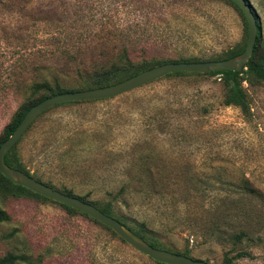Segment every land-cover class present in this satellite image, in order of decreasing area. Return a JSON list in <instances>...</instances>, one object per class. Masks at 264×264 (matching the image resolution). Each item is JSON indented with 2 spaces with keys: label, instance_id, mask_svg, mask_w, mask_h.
Segmentation results:
<instances>
[{
  "label": "rangeland",
  "instance_id": "obj_1",
  "mask_svg": "<svg viewBox=\"0 0 264 264\" xmlns=\"http://www.w3.org/2000/svg\"><path fill=\"white\" fill-rule=\"evenodd\" d=\"M247 1L264 21V0ZM241 37L240 17L224 0H0V134L32 82L71 85L76 69L123 50L133 61L206 59ZM246 92L249 121L221 105L216 77L156 80L115 98L53 106L14 152L56 189L112 200L117 216L143 222L173 251L221 264L224 252L245 250L231 264H264V84ZM241 175L260 193L234 196ZM0 210L8 216L0 264L7 255L18 257L11 264H155L55 203L4 195ZM238 231L248 239L233 245Z\"/></svg>",
  "mask_w": 264,
  "mask_h": 264
},
{
  "label": "trees",
  "instance_id": "obj_2",
  "mask_svg": "<svg viewBox=\"0 0 264 264\" xmlns=\"http://www.w3.org/2000/svg\"><path fill=\"white\" fill-rule=\"evenodd\" d=\"M224 1L228 2L237 11L242 23V37L240 41L237 42L234 46L206 59H201L197 57H188V58H178L174 60H164V59L156 60L150 58L148 60L133 61L128 56L127 52L123 50L119 55L115 56L111 60L105 61V60L97 59L91 62V64H89L85 68L76 69L74 78H72L71 85L64 86L65 82L57 77H52L51 80L49 81L40 80L37 82H32L27 87V91L30 97L29 101L18 107L11 115L8 123L3 127L1 131L0 144L12 133V131L18 125L24 114L32 106H34L35 104L39 103L40 101L48 97L62 93L90 90L94 88L113 85L123 80H126L144 70H148L150 68L165 63L221 61L232 58L240 54L243 51L246 43V37H247L246 23L241 11L238 9V7L235 4L231 0H224ZM245 2L250 7L248 1L245 0ZM250 9L255 19L256 37H255L252 53L250 55V58L246 62L244 69L240 70L239 72L226 71V70L209 72V73L172 72L163 76L162 78L157 79V81L168 78H184L187 76H192L196 78L216 77L217 82L222 90L221 102H220L221 105L224 107L235 108L239 112L243 120L249 121V119L251 118V112H250L249 97L247 95L246 88L247 87L252 88L264 84V21H259L258 18L254 15V12L251 7ZM93 102L95 101L65 102V103L57 104L55 106L64 105V104H81V103H93ZM3 161L8 167L19 170L20 172L24 173L25 175L29 176L30 178L34 179L37 182H40L67 196L75 197L82 202L92 205L104 215L109 216L115 219L116 221H118L128 230H130L135 235L140 237L149 246L155 249L165 250L184 257H189L188 249H183L182 251H173L169 249L167 246H165L163 243H161L154 235L151 234V232H149L146 229V226L143 222L130 225L123 218L117 216L113 210L112 200H108L102 203L88 201L84 197L73 195L70 192V190H66L64 188L56 189L50 184L40 181V179L30 174L29 171L24 167V165L18 159V157L14 152V145L4 155ZM239 179L240 180L238 181V183L235 184L232 189L234 196L255 195L256 193H260L261 190L257 187H253L250 181L247 178H245L243 175H241ZM207 180L208 178L206 177L203 181L206 182ZM204 182H202L201 184H203ZM203 189H204V193L205 191H208V188L206 189V186H204L202 190ZM123 190L124 189L121 188V191ZM4 195L23 196L25 198H32L36 200L49 201L55 203L61 208H63L66 212L81 215L87 218L88 220L92 221L93 223L106 229L108 232H110L112 236L118 238L109 228L87 217L86 215L81 214L78 211L73 210L67 206L58 204L56 202L43 198L39 195H36L26 190L23 187L13 185L7 179H5L3 176L0 175V196H4ZM1 220H8V216L0 210V221ZM230 238L232 239L233 245H236L237 243H240L243 239H248V235L244 231H238L234 234H231ZM118 239L122 243H124L120 238ZM228 253L229 251L223 253L221 264H231L233 260L238 258H243L248 255V253L245 250L237 251L231 256H228ZM17 259L18 257L7 255L5 258H3V261L6 264H11L13 261ZM154 263L161 264L157 262Z\"/></svg>",
  "mask_w": 264,
  "mask_h": 264
},
{
  "label": "water",
  "instance_id": "obj_3",
  "mask_svg": "<svg viewBox=\"0 0 264 264\" xmlns=\"http://www.w3.org/2000/svg\"><path fill=\"white\" fill-rule=\"evenodd\" d=\"M231 1L241 11L247 27L245 47L240 54L221 61L165 63L148 70H144L126 80L113 85L90 90L57 94L40 101L39 103L32 106L24 114L12 133L0 144V175L13 185L23 187L36 195L67 206L104 225L133 250L154 262L161 264H207L201 260H195L149 246L140 237L128 230L118 221L104 215L92 205L82 202L75 197L67 196L40 182L35 181L19 170L8 167L4 163L3 158L8 150L20 139L27 128L34 122V120L45 110L57 104L77 101H98L115 98L140 88L159 78H162L163 76L172 72L209 73L223 70L239 72L240 70L244 69L246 62L252 53L256 37L255 19L250 7L245 2V0Z\"/></svg>",
  "mask_w": 264,
  "mask_h": 264
}]
</instances>
